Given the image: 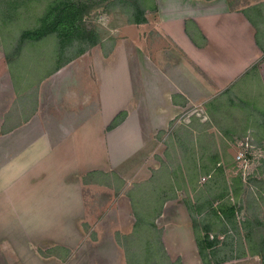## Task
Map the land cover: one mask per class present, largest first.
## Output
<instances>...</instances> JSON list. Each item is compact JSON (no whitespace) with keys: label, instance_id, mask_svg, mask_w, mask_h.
Here are the masks:
<instances>
[{"label":"crops","instance_id":"1","mask_svg":"<svg viewBox=\"0 0 264 264\" xmlns=\"http://www.w3.org/2000/svg\"><path fill=\"white\" fill-rule=\"evenodd\" d=\"M142 18L132 13L110 44L102 39L30 96L0 73V264H43L31 241L67 245L83 207L75 179L137 176L184 100L202 103L253 67L264 88V0H153Z\"/></svg>","mask_w":264,"mask_h":264},{"label":"rangeland","instance_id":"2","mask_svg":"<svg viewBox=\"0 0 264 264\" xmlns=\"http://www.w3.org/2000/svg\"><path fill=\"white\" fill-rule=\"evenodd\" d=\"M6 1L17 6L0 16V73L10 72L16 90L29 96L41 79L81 54L92 40L89 34L110 44L113 27L125 25L133 12L115 3L66 39L49 34L27 40L15 53L21 31L38 28L54 0ZM140 3L151 7L153 0ZM207 98L194 104L184 100L181 110L172 111L168 129L156 136L153 160L139 161L137 176L124 181L91 172L82 187L75 179L83 207L74 209L67 245L48 239L27 247L43 264H262L257 253L264 252V88L257 68ZM247 135L261 156L241 175L233 157L236 141ZM205 233L211 250L203 246Z\"/></svg>","mask_w":264,"mask_h":264},{"label":"trees","instance_id":"3","mask_svg":"<svg viewBox=\"0 0 264 264\" xmlns=\"http://www.w3.org/2000/svg\"><path fill=\"white\" fill-rule=\"evenodd\" d=\"M115 3L131 8L133 10L132 13L134 22H144V19L142 18L144 7L140 3V0H84L81 2H79L78 0H54L45 12L44 16L39 20L38 28L34 30L21 31L20 35L16 39V49L14 51L16 53L19 50L20 46L27 40H38L39 38H42L49 34L61 35L66 39L68 36H71L73 33H75L77 26L85 23V21L87 20H93L100 14L106 13ZM16 6L17 4L14 1L0 0V16H3V9L16 8ZM87 38L92 40L90 43H86V48L81 49V54H79L78 56L82 55L87 51V49H90L91 47L99 43V39L93 37L92 33L89 34ZM5 59L9 60V57L6 56ZM73 59L74 58H72L71 60ZM71 60L65 61L62 66H64ZM62 66L58 67L55 71L60 69ZM119 120L120 119L113 122L111 127L116 125ZM233 213H235V211L232 207L230 210V214L233 215ZM135 217L137 219L136 222L140 224V220L138 222V217L136 215ZM191 222L193 231H195L197 222L193 218H191ZM195 242L199 257L202 260L204 258L203 246L204 248L211 250L213 248V242L209 240V236L207 233H205L204 235L203 246H201V243L198 241L197 237L195 239ZM160 251H163V248H160ZM257 255L261 258L262 264H264V252H259L257 253Z\"/></svg>","mask_w":264,"mask_h":264},{"label":"built area","instance_id":"4","mask_svg":"<svg viewBox=\"0 0 264 264\" xmlns=\"http://www.w3.org/2000/svg\"><path fill=\"white\" fill-rule=\"evenodd\" d=\"M260 151V149H257L253 139L248 135L236 141L233 161L237 168V172H240L241 175H245V171L252 161L256 157L261 156ZM209 177L210 176L202 177L200 182L204 183Z\"/></svg>","mask_w":264,"mask_h":264}]
</instances>
